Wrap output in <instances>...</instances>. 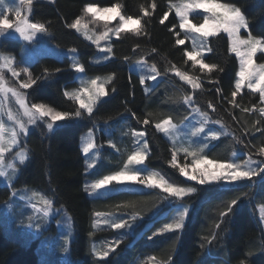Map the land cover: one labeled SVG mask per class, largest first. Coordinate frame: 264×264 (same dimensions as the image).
<instances>
[{
    "label": "trees",
    "instance_id": "16d2710c",
    "mask_svg": "<svg viewBox=\"0 0 264 264\" xmlns=\"http://www.w3.org/2000/svg\"><path fill=\"white\" fill-rule=\"evenodd\" d=\"M172 1L175 0H42L32 3L31 21L43 23L47 29L40 43L74 48L87 74H111L114 80L108 85V96L98 103L91 116L82 112L81 118L62 121L51 132L39 123L29 132L22 140V147L27 150L29 159L20 166L11 187L0 185V205L9 199L13 188L40 189L53 199L56 207L64 208L70 215L74 231L71 256L81 264H130L137 256L143 257L148 253L161 264L169 256L172 257L171 264H264V228L257 211L258 205L264 204V195H258L253 185L257 176L228 186L221 183L198 184L195 193L180 201L191 206L182 232L165 233L152 239H149L152 235H147L146 231L135 233L146 223L156 222L165 209L171 212L173 208L166 206L171 197L164 199L167 193L153 188L138 189L137 184L123 186L105 198H91L84 191V179L88 174L85 173L79 145L81 134L97 125L120 120L145 132L150 151V157L145 162L147 166L160 170L172 182L184 184L178 169L170 165V143L154 125L167 117H171L175 123L182 122L190 113V108L182 101L185 94H192L197 107L207 111L213 120H221L230 131L214 141L206 153L209 159L229 161L236 150L243 152L241 158L249 154L252 158H258L259 147H264V117L258 111L262 106L259 94L244 89L236 97L240 107L229 103L238 60L228 51L227 36L221 33L217 37H210L208 46L212 52L204 57L206 63H215L223 71L201 72L199 66L193 65L184 56L188 44H175V33L180 30L177 17L169 10ZM116 2L122 5L123 14L141 18L144 34H121V38L112 40V58L94 63L97 53L95 46L67 25L82 15L86 4L104 7ZM221 2L239 7L248 21L251 35L264 38V0ZM153 3L155 8L151 7ZM142 8L151 15L144 16ZM166 11L169 12L168 18L161 24ZM21 48L22 43L16 38L0 39V53L18 57ZM260 56H257L258 61L262 58ZM125 57L128 59L125 60ZM141 57L150 65L155 63L161 73L156 83L146 81L151 87L148 93H145L139 76L129 69ZM18 65L27 69L33 79L40 78L25 90L29 104L43 103L57 111L75 112L77 105L64 96L66 90L76 86L75 73L67 57L59 60L42 55L31 65ZM172 65L199 78L202 90L193 92L174 72L166 71ZM45 69L52 73L47 79L42 78ZM57 69L61 71L57 72ZM210 80L218 83H210ZM217 88L221 90L219 93ZM209 103L215 106V112L208 108ZM253 106L257 110L242 111L243 108L253 109ZM145 119L150 121L148 125L143 124ZM98 139L105 141L101 131L97 135V142ZM102 152V159L113 163V167L100 169L102 161L98 162L91 173L92 178L116 171L124 162V156L118 158L106 148ZM233 199L238 200L237 205L222 217L221 213L228 212ZM96 212L141 217L135 233L125 230L119 233L122 236L120 244L105 259L94 254L93 245L103 242L102 238L113 236L115 232L105 228L93 229ZM35 247V243L23 246L9 238L0 223V264H37Z\"/></svg>",
    "mask_w": 264,
    "mask_h": 264
},
{
    "label": "snow or ice",
    "instance_id": "6c2138e0",
    "mask_svg": "<svg viewBox=\"0 0 264 264\" xmlns=\"http://www.w3.org/2000/svg\"><path fill=\"white\" fill-rule=\"evenodd\" d=\"M33 0H19V4L15 7H9L5 4V0H0V6L3 7V11L0 12V36H4L9 31L18 33L20 37L25 41H33L38 33H45L47 31L43 23L30 22L28 15L22 11V9H29L32 5ZM152 8L156 5L153 3ZM175 9L176 16L179 18V29L180 32L175 33L177 36L175 40L176 45H185L189 39V33L198 34L201 38V47H196V41L193 40V48L191 50H185L184 56L188 61H192L193 65H198L201 72L212 73L214 71H223L215 63H206L204 60L205 52L211 53L212 49L208 47L209 38L217 37L219 34L224 33L228 38V51L234 53L237 60L239 61V68L236 72V79L234 83V90L231 92V103L234 107H240L236 103V97L246 87L252 93H258L260 102L264 103V63H257V54L264 53V38L254 37L249 31V24L239 7L231 5L229 3L221 2V0H182L179 5H170V9ZM195 10H202L206 15L203 16V22L196 24L193 23L189 15ZM144 16H150L151 13L146 9H141ZM83 15L77 17L67 27L75 29L77 32H81L85 39L90 40L94 45L97 46L100 52L105 53L104 60L107 61L113 56V44L112 37L117 39L121 38V34L131 33L136 36L144 34V25L142 24L140 17H133L131 15H125L122 12V5L118 2L112 3L110 6L101 7L95 4H86L82 9ZM169 12L164 13V18L160 20L161 24L165 23V19L168 18ZM84 16H90L93 21H100L104 23L105 30L99 34L88 32V25L84 23ZM14 17V19H13ZM118 23L113 27H108L113 21ZM175 27V26H173ZM242 30L248 32V35L242 36ZM172 31V29H169ZM184 33L183 38H180V34ZM105 42V46H101V42ZM138 47V45H137ZM135 50V49H134ZM75 52V49L71 50ZM155 52V49H152ZM128 57H125L127 60ZM139 65L148 67L145 63L144 58L141 57L137 61ZM13 60L9 57L0 56V94H3L7 100L8 94L14 98L15 103L19 105V111L13 113L8 111V120L12 122L11 127H7L3 122H0V178H4L7 181H11L17 174V167L13 162H5V153L11 152L20 142L22 134H27L29 126L37 125L38 122L46 124V128L51 132L55 127H58V122L66 121L73 118H81L84 110L90 116L97 107L101 98L107 96V85L114 80L113 75H108L106 78L95 77L89 80H83L82 86L73 91H65L64 96L69 100H72L77 108L74 113L67 111H57L52 107H49L43 103H31L29 106L26 95L24 92L19 91L16 88L8 87L7 82L3 75V69H7L11 72L13 77L19 75L13 67ZM72 69L76 73H84L85 68L80 63H73ZM172 71L179 77L181 81L191 87L193 92L202 90V81L194 76L189 75L186 72L179 70L175 65H172L171 69L166 71ZM26 74L27 69L23 70ZM61 71L60 69L56 70ZM151 73L147 77L141 76L140 83L145 85L146 80L155 81L161 73L158 71L157 65L153 63L149 67ZM45 69L42 78L47 79L51 76ZM40 79V78H37ZM37 79H33L29 74L27 82L20 83V89H28L32 85L37 83ZM210 83H218V81H209ZM144 91L147 93L148 88L145 87ZM217 93L221 90L216 89ZM182 101L187 105L192 113H196L200 120L197 121V126H193L191 130V136L198 137L202 133H205L206 125L209 123L221 124V120L213 121L207 111L201 110L196 106L194 96L192 94H185L182 97ZM4 104L0 103V111L3 110ZM208 108L216 111L215 106L212 103L208 104ZM257 110L255 106L253 109L243 108L242 111L249 112ZM261 116H264V107L258 109ZM188 119V117H185ZM235 119V117H233ZM150 121L145 119L143 124L148 125ZM155 129L163 133L169 139H173L177 125L173 123L171 117L164 118L158 123H155ZM223 126V125H222ZM260 129H257L259 131ZM132 136L135 138V150L131 154L127 155L124 166L113 172L112 174L103 175L102 178L95 180L90 185H86L85 191L95 193L97 190L104 189L106 186L113 184L122 185L128 182L142 185L146 188L160 189L162 192L167 193V197L175 198V201L179 203L183 198L190 196L197 191L196 188L191 186H180L167 180L162 174L155 171H147L146 160L150 157L148 142L142 139L145 136L144 131H132ZM227 135V129L225 128L224 133L219 131H207L205 139L209 141L218 140L221 135ZM115 147V144H112ZM207 145H205L206 147ZM97 150V145L92 141L91 138L86 139L82 152L86 158L91 156V162L87 163V169H92L95 163V156L93 152ZM183 152L185 157H192L191 164L178 162V155ZM203 148L199 150H190L188 147H176L173 142V150L170 165L173 168L179 170L181 176L186 177L190 181H195L197 184H213L223 182L226 185H233L238 181L251 180L254 176L261 172H264V161L258 162V167H252L254 163L251 154L248 155V159L244 160L243 163H237L235 161H221L218 159H209L207 155L201 154ZM258 154L264 156V147H259ZM235 155V153H234ZM15 159L19 161L20 165H24L29 159L27 151L21 150L15 153ZM137 166H143L137 167ZM147 172L145 175L144 173ZM15 196V193H13ZM38 197V202L42 203V207H37L36 204H32L34 213L41 214L36 217H29L33 219H46L53 207V201L45 198L43 195H39L33 192L31 196L26 197L29 203L33 199ZM238 200L233 199L228 207L227 213H221V216H225L233 210V206L237 205ZM127 207L128 205H124ZM190 209L184 207L182 211L176 214V219L171 223H165L162 228L158 231L153 232L149 239H152L158 235L170 233V232H182L183 227L186 223V216ZM102 213H95L98 218L93 222L92 227L97 228L100 226V219ZM136 217L133 215L130 220H124L119 218L118 220L109 221L103 220V224L108 225L111 229H128L131 227V222L135 221ZM36 228H40L41 224H35ZM120 240H115L113 244L108 246L105 250L97 251L94 249V254L100 259L109 257L111 252L115 251L116 246L120 244ZM67 250V249H65ZM150 264H161L156 257H150ZM172 257L169 256L167 260L163 261V264H171Z\"/></svg>",
    "mask_w": 264,
    "mask_h": 264
},
{
    "label": "rangeland",
    "instance_id": "374dc122",
    "mask_svg": "<svg viewBox=\"0 0 264 264\" xmlns=\"http://www.w3.org/2000/svg\"><path fill=\"white\" fill-rule=\"evenodd\" d=\"M35 1H42V0H33V2ZM43 1H52V0H43ZM180 3H182V0L172 1L169 3V7L170 5H173V4L179 5ZM5 4L9 7H15L19 4V0H5ZM3 7L4 6H0V12L3 11ZM22 11L28 15L30 22H32L31 21V6L29 9H22ZM172 11L174 12L176 16L175 9H172ZM204 15H206V13H204L202 10H195L190 13L189 18L193 23L199 24L203 22ZM177 20H178V25H179L178 17H177ZM83 22L87 23L89 34L91 33L99 34L100 32L105 30L103 22L93 21L90 16H84ZM117 23H118V20L113 21L112 24L108 25V27H113ZM73 30L82 39H84L88 43L95 46L97 53L93 59L94 63H101L105 61L104 60V56L106 55L105 53L100 52L96 45H94L90 40L85 39L84 35L81 32H77L75 29ZM241 34L242 36L246 37L248 35V32H244L242 30ZM188 35H189V39L186 41V43L188 44L187 50H191L193 48V40L196 41V47L199 49L201 47V38L198 36V34L189 33ZM181 36L183 38L184 33H181ZM2 38H16L22 43V48L19 52L18 57L13 54H9V53H0V56L11 58L13 60V65H12L13 69L19 73L18 76L13 77L11 72H9L7 69L2 70L4 78L7 82V86L16 88L19 91L24 92V93L26 89H20L19 85L20 83L28 81L29 72L26 74L23 71L24 69L20 67L18 64L31 65L42 55L53 56L59 60L63 59L64 57H67L70 61V65H72L73 63H77V62L80 63L79 57H78V51L76 49H75L76 50L75 52H72L71 50L74 48L65 49V48L56 47L50 44H44L43 42L40 43L41 40H44V33H38L33 41H25L23 40L22 37L19 36L18 33H15L14 31L10 30L9 33H7L6 35L0 36V39ZM113 39H116V37H112V40ZM101 46L102 47L105 46V42L102 41ZM207 54L209 53L205 52V56ZM259 55H262L260 56V58L261 57L262 58L259 61L257 60V63H264V53H258L257 56ZM145 63L148 65V67L139 65L136 61L129 66V69L135 74H137L139 78H141V76L147 77L148 75L151 74L149 72V67L151 65L148 64L146 61ZM238 68H239V61H238ZM74 73H75L74 79L76 81V86L66 91H73L75 89H78L79 87L82 86L83 80H89L95 77L106 78L108 75H111V74L89 75L86 72L76 73L75 71ZM160 78L161 76H159L155 81H151V80H146V81H149L150 83H156ZM235 79H236V76H235ZM146 81H145V85H143V88L145 89V87H147L148 92H149L151 87L147 85ZM108 85H107V91H108ZM244 89H247V88L245 87ZM107 96L101 98V101L105 99ZM0 103L4 104L3 110L0 111V122H3L7 127H11L12 122L8 120L7 113L8 111H12L13 113L18 112L19 105L15 103V100L14 98L11 97L10 93L8 94L7 100L5 99L3 94H0ZM30 105L31 104H29V106ZM261 107H264V103H262ZM81 112H85V111L81 110ZM190 112H191V109H190ZM187 117L188 119H184L180 123L173 122L177 125L173 139H169L163 133H160V134L170 143L172 150H173V142H175V146L178 148L188 147L190 148V150H199L200 148H203V152L201 154L206 155L207 151L214 143V141H209L205 139V135L207 131L212 130V131H219L221 133H224V130L225 128L227 129V127L224 124H222L223 125L222 126L221 124L209 123L208 125H206L205 133H202L198 137H193L191 136L192 127L199 126L197 124V121L200 120V117L196 113H192L191 115H188ZM61 122L62 121L58 122V125ZM39 123L43 124L46 128L45 123L38 122V124ZM37 125L29 126V131L27 132V134L21 135L18 146H16L11 152L5 153V162L6 163L13 162L17 167V174L13 177L11 181H7L4 178H0V185L11 187L14 181L16 180L20 172L21 165L19 164V161L15 159V153L21 150L27 151L25 148L22 147V140L25 137H27L29 132H31ZM100 131L105 135L104 142L103 140L101 141L100 139H98V142H97V135L99 134ZM132 131L139 132L143 130L134 129L131 126L126 125L124 123V120H120V121H115L112 123L111 122L103 123V125L101 126L97 125L95 126V128L89 129L81 134L80 139H79V145H80L81 153L84 157L85 173L88 174V176H86L84 179V185H83L84 191H85L86 185H90L91 183L95 182V180L103 177L101 176V177L92 178L91 176V173L94 171V168L98 162L102 161V165L100 169L113 167V163L109 161L106 162L105 160L102 159V155H103L102 151L104 148L111 151L118 158L124 156V162L118 170H120L124 166L127 155L131 154V152L134 151L136 147L135 138L131 134ZM227 132L228 134L230 133L228 129H227ZM222 136L224 135L222 134L221 137ZM88 138H91L92 141L97 145V150L92 153V155L95 156V163L92 169H87V163L91 162V156L86 158L85 154L82 152V147L86 139ZM142 139L146 140V136H144ZM123 142L125 143V145L123 144ZM112 144H115V147H113ZM205 145L207 146L205 147ZM242 154L243 152H241L240 150L234 151L229 161L243 163L244 160L248 159V156H246L245 158H241ZM257 155L259 154L257 153ZM252 160L254 161V163L251 166L258 167V162L264 161V156L259 155L258 158H252ZM191 161H192V157L186 158L183 152L179 153L178 162L180 164H184V163L191 164ZM137 167L142 168L143 166H137ZM147 171L158 172L162 174L167 180L172 182L158 169L147 166ZM113 172L106 173L105 175L112 174ZM144 174L146 175L147 172H145ZM256 176H257V180L253 183V185L256 189L257 194L262 197V195H264V172H261ZM182 178L185 181L184 184H178L175 182H172V183L180 185V186H191L194 188H196V186L198 185L195 181H190L184 176H182ZM239 182L241 181H238L236 183H239ZM219 183L224 184L223 182H219ZM126 185H136V184L131 183V182H128L122 185L113 184L111 186H106L104 189L97 190L95 193H90L86 191L85 193L87 194V196L91 198H105L117 192L118 190L121 189V187L126 186ZM224 186H226V184H224ZM138 189H148V188L142 185H139ZM33 192H36L39 195H43L45 198L51 199L53 201L52 198L45 195L40 189L36 187H22L18 189L13 188L11 190L9 199L0 205V223L2 225L4 233L9 238L13 239L19 244H22L23 246H30L32 243H35L36 244L35 251L37 254V264H81L80 262L74 260L71 256V242L74 237V231H73V226H72V219L70 215L65 211L64 208L56 207L53 201L52 211L46 219H43V218L33 219V220L29 219V217H36V216L41 215L39 213H34L32 209L33 203L36 204L37 207H42V203L38 202V197L36 199H33L31 203H29V201L26 199V197L31 196ZM13 193H15V196L13 195ZM166 206L173 208L171 212L169 211L170 213L167 212L168 209H165L157 217L158 220L156 222L151 221L149 223H146L147 225L145 224L144 225L145 227L141 226L137 233H135V229L141 223L140 216L134 215L136 219L135 221L131 222L130 228L114 230V229H111L108 225L103 224V220L107 219L109 221H112V220H118L119 218H122L124 220H130V218L133 215L99 212L103 214L102 217L99 218L100 226L97 228H93V229L94 230H99V229H104V228L111 229L112 231L115 232V234L113 236L102 238L101 240L103 242H96L93 245V251L95 249L97 251L102 252L108 246L113 244L115 240L119 239L121 241L122 236L119 233L124 230L125 232L135 233V235H137L142 230V231H146V233H148L147 235H152L153 232H156L160 228H162L165 223L173 222V220L176 219V214L179 211H182L184 207L191 209V206H187L182 202H179V203L175 202V198L169 199ZM257 211H258V217L261 220L263 228H264V204H259L257 207ZM188 215L189 214H187L186 216V220L188 218ZM97 219L98 218L94 214L92 225H93V222L96 221ZM37 223L41 224V227L39 229L35 227V224ZM117 247L118 246H116V248ZM150 257H153V256L149 253L143 257L139 255L130 264H150V260H149Z\"/></svg>",
    "mask_w": 264,
    "mask_h": 264
},
{
    "label": "water",
    "instance_id": "95a60500",
    "mask_svg": "<svg viewBox=\"0 0 264 264\" xmlns=\"http://www.w3.org/2000/svg\"><path fill=\"white\" fill-rule=\"evenodd\" d=\"M226 186H228V185H226Z\"/></svg>",
    "mask_w": 264,
    "mask_h": 264
}]
</instances>
